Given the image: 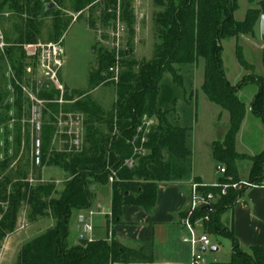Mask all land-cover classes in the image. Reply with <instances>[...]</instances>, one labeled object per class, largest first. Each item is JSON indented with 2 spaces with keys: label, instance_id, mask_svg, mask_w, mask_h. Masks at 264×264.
<instances>
[{
  "label": "trees",
  "instance_id": "1",
  "mask_svg": "<svg viewBox=\"0 0 264 264\" xmlns=\"http://www.w3.org/2000/svg\"><path fill=\"white\" fill-rule=\"evenodd\" d=\"M0 2L2 7L16 4L29 15L23 19L17 32L20 45L35 44L38 41L40 23L32 21L31 16L54 17L48 42H58L70 25V18H63L59 12V8L65 6L67 0ZM92 2L93 0H80L78 5L84 9ZM104 3L113 4L111 0ZM53 4L55 8L51 7ZM155 4L161 10L154 16L159 38L154 57L141 62L125 58L119 60L123 70L117 84L116 105L104 115L106 132L102 133L98 126H88V146L85 150L80 154L75 150L70 159L57 163L70 175L64 182L63 189L58 190L54 183L44 182L41 177L40 168L46 161L45 150L52 139L49 130L43 129L41 166H35L32 161L29 163L17 159V147L1 163L0 250L4 238L16 229L20 210L25 209L28 217L33 220L41 217L52 218L55 222L45 233L22 246L16 264H113L152 261L151 245L130 249L116 240L109 242L103 239L90 241L86 245H71V219L75 212L91 207L93 186L109 183L110 178H113L111 219L113 222H120L125 205L140 206L151 212L156 206L160 186L185 176L192 160V150L188 144L190 129L178 124V98L175 91L183 83L182 68L187 65L204 62V82L201 90L211 103L229 114V131L225 142L213 143L214 159L219 165L223 164L226 171L220 182H227L229 179L237 181V163L248 159L251 162L249 180L258 186L263 185L264 150L253 156L243 155L236 149V140L247 113L246 103L238 93L249 84L259 87L250 103V110L264 123V77L247 82V78H244L237 85H232L226 75L222 43L224 40L238 39L242 35L255 34L256 26L264 15V0L258 1L257 8L249 9L241 21L235 17L239 9L238 0H155ZM127 6L123 4V9L126 8V16L131 20L134 17ZM94 8V5L90 7L91 12H94ZM88 24L90 28L95 27L93 14L90 15ZM129 35V50L121 52L120 57L131 55L134 50L135 31L132 26ZM17 51L20 56L21 47ZM94 51L95 64L90 69L88 79L91 90L105 83L110 74L109 69L117 63L113 52H104L102 49L96 51V48ZM236 55L239 64L248 70L250 65L240 46L236 48ZM1 59L3 56L0 55ZM262 62L264 66V49ZM23 65L21 61L20 70ZM167 75L171 76V82H166ZM17 76L22 79L20 74ZM53 93L49 87L43 89L38 96L42 99L51 98ZM81 93L78 89L69 91L65 87L63 97L71 101L73 97L82 95ZM21 99L20 96L17 98L16 106L20 105L18 100ZM3 101L1 96L0 105ZM87 113L95 118L98 112L90 110ZM145 119L155 120L157 123L148 129L145 142H142ZM63 140L64 150L73 148L69 144L68 135H64ZM15 144H19L18 139ZM139 146L147 148L149 153L142 159L136 155L140 165L130 167L126 162L133 160L135 148ZM31 164L33 169L38 168L39 171L38 181L35 183L29 179ZM196 181L201 182L198 179ZM204 189L218 193V188ZM244 192L229 189L227 196L217 199L212 210L200 209L197 214L209 216L203 222L209 235L226 236L232 241L230 261L218 264H264V246L243 249L233 229L225 227L222 222V216L239 203Z\"/></svg>",
  "mask_w": 264,
  "mask_h": 264
},
{
  "label": "rangeland",
  "instance_id": "2",
  "mask_svg": "<svg viewBox=\"0 0 264 264\" xmlns=\"http://www.w3.org/2000/svg\"><path fill=\"white\" fill-rule=\"evenodd\" d=\"M2 1V0H0ZM80 0H67L66 5L59 8L60 15L70 18V25L63 37L59 39L63 50V67L59 71V79L63 84V80L69 87L79 89L82 95L73 97L67 101L62 97V93L58 91L49 78L46 76L44 69L40 65L39 50L37 52L32 48L37 44L47 43L52 32L51 26L54 23L53 16H31L30 19L39 22L40 33L38 41L35 44L20 45L17 36L18 29L25 17H29L28 13L21 10L16 4L1 6L0 2V27L4 32L7 47L0 50L3 59L0 60V97L4 101L0 105V165L7 157L12 155L17 147V159H23L31 163L32 154V126H31V107L33 100L31 96L39 98L42 90L51 88L54 91L51 98H39L45 101L42 108V128L48 131L54 129L56 137L51 139L45 150V164L40 168L42 181L52 182L58 190L63 189V184L70 177L69 173L57 165L60 160L70 159L74 155L75 150L81 153L88 146L86 139L88 126L97 127L102 125V133L106 132V115L109 111H101V97L107 94L108 103L114 101L115 90L120 81L114 79V73L109 71L108 79L96 91H90L88 79L91 67L95 64V51H111V33L117 27L121 26L125 29L123 36V49L121 52L128 51L127 42L130 39V27L135 31L134 50L130 54L120 57V59L135 60L141 62L143 60H151L155 54V45L159 42L157 30L154 24L155 14L161 10L155 4V0H111L113 4H105L107 0H93L90 6L80 8L78 5ZM258 1L238 0L239 9L235 13L237 20H244L249 9L258 7ZM123 4H127L129 11L133 15V19L128 20L126 16V8ZM94 5V12L90 7ZM16 8V9H15ZM93 14L95 18V27L90 28L88 19ZM26 15V16H25ZM41 27V28H40ZM223 61L226 75L232 85H237L244 78L246 82L256 81L259 77H264V66L262 62V52L264 49V41L260 36V22L257 24L254 35H242L238 39H229L223 41ZM240 46L241 51L250 65L248 70L244 69L237 59L236 48ZM11 47V48H10ZM21 57L18 56L17 49L20 48ZM10 52H8L9 50ZM38 49V48H37ZM23 53V54H22ZM114 53V52H113ZM115 55V53H114ZM24 64L22 69L19 63ZM200 65L184 66L182 68L183 83L176 88L175 95L178 98L176 104V113H178L180 125L190 129L188 144L193 150V162L188 170L189 174H193L197 169L203 170L209 177L213 178L215 170L210 161L209 151L213 141L225 142L229 131V114L227 111L211 103L201 90L204 80V62L200 61ZM25 67V68H24ZM119 64V75L122 71ZM20 74L21 78L17 76ZM63 76V80L61 79ZM166 82H171V76L167 75ZM201 84V85H200ZM64 85V84H63ZM52 86V87H51ZM65 87V85H64ZM259 87L256 84H249L238 96L247 104V111L255 92ZM91 92V93H90ZM19 95L22 99L17 105ZM70 95V93H69ZM203 95V96H202ZM198 96V99H196ZM69 102L70 104H67ZM70 106V111L65 109ZM92 108V109H90ZM111 108V107H110ZM107 108V109H110ZM90 110L97 111V117L92 118L87 112ZM100 111V112H99ZM222 113V114H221ZM221 115V116H220ZM243 127L241 128L236 147L237 150L246 156H251L259 152L260 142L264 136V124L257 116L248 115ZM151 120L145 119L143 122L144 137L147 135L148 129L156 124L148 126ZM142 128V127H141ZM70 132L74 133L81 139L79 148L74 147L67 151L63 149V137L68 135L70 144ZM43 138V130H42ZM18 139L19 144H15ZM55 139V140H54ZM149 151L143 146H139L135 150L134 158L127 161L128 166L136 167L139 164V158H144ZM139 156L136 159L135 156ZM248 159H243L237 163L238 177L246 176L248 171ZM29 169V179L31 182L38 181V168ZM219 167H225L220 164ZM43 171L44 177L42 176ZM94 195L92 204L89 209L75 212L71 219L70 244L75 245L78 242V230L75 227V216H88L90 211L96 214L93 223L95 230L93 233L85 234L88 238H97L105 234V229L100 225L105 224L104 219L110 214L109 208L112 207L113 188L111 181L102 185L93 186ZM243 217V222L245 221ZM225 223L231 225V215L226 214ZM55 224L52 218H37L33 220L28 217L26 210L19 211L17 216V226L12 234L7 235L2 241L0 250V264H16L19 252L22 246L28 241L42 235L50 227ZM212 245L218 247L216 253L209 252L206 254L207 264H214L229 261L232 249V241L226 236H210Z\"/></svg>",
  "mask_w": 264,
  "mask_h": 264
},
{
  "label": "crops",
  "instance_id": "3",
  "mask_svg": "<svg viewBox=\"0 0 264 264\" xmlns=\"http://www.w3.org/2000/svg\"><path fill=\"white\" fill-rule=\"evenodd\" d=\"M200 64L201 63L199 62L187 66H194L198 68ZM61 79L63 80V76ZM63 84L65 85L66 88H68L69 91L75 90V88L69 87L68 84L64 82V80H63ZM101 86L90 91H96L100 89ZM256 93L257 92H255V94ZM196 99H198V96H196ZM107 101H108L107 94L106 95L103 94V96L101 97L102 113L103 112L107 113L108 111L110 112L115 107L117 101V90H115L114 101H112L111 103H108ZM67 104L70 103L67 102ZM248 108L249 110L246 113V117L242 123L241 128L243 127L245 121L247 120L248 115L254 116V114L250 110V105ZM65 109L67 111H70V106H66ZM176 117H178V113H176ZM178 124L180 125L179 117H178ZM98 127L100 128V130L102 129V125ZM49 134L52 139L56 137L54 129H49ZM214 142L216 141H213L211 143V150L209 151V156L211 158L210 161L213 164L212 167L215 170V174L213 178L206 175V173L203 172V170L200 169V167L197 169V171H195L191 175L187 171L182 179H179L175 182L163 183L160 186L158 190L156 206L151 212L146 211L144 208L140 206L125 205L122 209L121 221L113 222L111 219L112 210L109 208L110 214H107L104 221H102L105 222V224L103 223L100 225L102 228L105 229V234H103L100 237L91 239L85 236V234L87 233L82 234L77 229L78 235L76 242H78L80 236H84L88 239L89 242L99 239L107 240L109 242L116 240L123 246L130 249H138L142 245L152 246L153 259L151 262H134V263L114 262L113 264H190L191 262L190 250H189V246L183 241V237L186 232L181 224V218L184 215V212L189 207L190 186L192 182L198 179L199 181H201L206 185H214L217 182H220V179L223 178V175H221L218 172L220 165L216 162L213 156ZM260 147L261 148L258 153L264 150V136L261 139ZM193 155L194 152L192 150V160L189 169L191 168V164L193 162ZM250 167H251V162L249 161L248 171L246 176H242V177L240 176L238 177L239 178L238 180H242V179L249 180ZM44 173L45 171H43L42 173L43 177H44ZM226 214L231 215V225L229 226L225 223ZM79 217L80 216L78 214L75 216L76 219L75 227H77V222ZM84 217L89 218V215ZM94 217H96V214L92 217V223ZM243 217L246 218L244 222H243ZM222 222L225 227L233 229L234 234L243 249H250L251 247L254 246H264V183L261 186L247 189L240 198L239 203L232 210L226 212L222 216ZM93 226L94 229L90 233H93L95 230L94 223ZM77 244H79V242ZM77 244L75 243V245ZM213 247H216L218 251L217 246L212 245V248ZM217 251L214 252L211 249L210 252L216 253ZM231 254H232V249H231ZM230 259H231V255L229 261ZM229 261L224 263H228ZM214 264H218L216 259H214Z\"/></svg>",
  "mask_w": 264,
  "mask_h": 264
},
{
  "label": "built area",
  "instance_id": "4",
  "mask_svg": "<svg viewBox=\"0 0 264 264\" xmlns=\"http://www.w3.org/2000/svg\"><path fill=\"white\" fill-rule=\"evenodd\" d=\"M125 29L121 26L111 33V47L115 53L117 63L115 66L109 69L114 73V79L119 80V60L120 51L123 49L124 41L123 36ZM7 47L5 41V35L0 27V50H4ZM34 51L39 50V61L41 67L44 69L46 76L58 91L62 93V97L65 92L64 85L60 82L59 71L63 67V50L61 42H47L44 44L34 45ZM38 48V49H37ZM51 86V87H52ZM33 104L31 107V126H32V154L31 161L35 166H41L43 161V140H42V108L45 103L44 100L31 96ZM153 124L151 120L148 122V126ZM142 142H145L143 137ZM81 139L79 136L70 132V146L79 148ZM138 147L135 148V150ZM135 153V152H134ZM218 172L225 177L226 171L224 167H219ZM113 181V178H110ZM258 185L252 183L250 180L242 179L234 181L229 179L227 182H217L214 185H206L201 182L194 181L190 186V203L188 209L184 212L181 218V224L185 229V235L183 241L189 246L191 262L190 264H207L206 254L211 251L212 243L210 241V235L205 231L203 222L209 219L207 214L198 216L200 209H204L208 206L210 211L213 209V205L218 198L227 196L229 189L235 191H246L250 188H255ZM218 188V193L215 194L211 191H206L204 188ZM95 215L93 211L89 212V218L80 216L77 222V229L82 233H90L93 231L94 226L92 223V217Z\"/></svg>",
  "mask_w": 264,
  "mask_h": 264
},
{
  "label": "water",
  "instance_id": "5",
  "mask_svg": "<svg viewBox=\"0 0 264 264\" xmlns=\"http://www.w3.org/2000/svg\"><path fill=\"white\" fill-rule=\"evenodd\" d=\"M52 8H55V5H51ZM260 36H261V39L264 41V15L261 17V20H260ZM129 193H127L128 195ZM209 207L208 206H205L204 207V210H208ZM78 242L80 245H86L89 241L86 237L84 236H80L79 239H78ZM212 251H217V248L216 247H213L212 248Z\"/></svg>",
  "mask_w": 264,
  "mask_h": 264
}]
</instances>
